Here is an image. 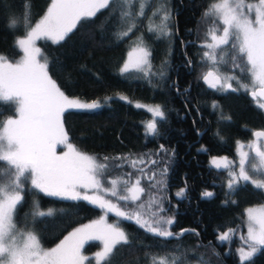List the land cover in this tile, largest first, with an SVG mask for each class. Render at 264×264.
Segmentation results:
<instances>
[{
	"label": "snow or ice",
	"instance_id": "6c2138e0",
	"mask_svg": "<svg viewBox=\"0 0 264 264\" xmlns=\"http://www.w3.org/2000/svg\"><path fill=\"white\" fill-rule=\"evenodd\" d=\"M151 2L50 0L44 14L34 23L31 4L26 2L25 11L9 19V30L23 32V35L16 36L13 44L22 52L19 59L10 60L0 54V101L14 109L13 116L0 121V264H93V261L94 264H114L117 253L125 248L134 251L136 245L122 221L134 222L146 234L162 238V254L145 252L150 264H193V257L195 264H210L204 253L196 255L200 246L211 248L212 255L219 258L220 253L211 247V242L205 246L198 241L197 247L182 243L186 234L199 237L196 229L172 230L176 223V205L171 204L167 193L174 149L161 144L146 162L147 154L100 158L70 142L65 129L66 113L98 111L113 99L132 101L123 94L92 101L70 97L50 74L53 61L37 44V41H50L60 45L80 26L93 23L105 10L107 15L97 27L107 31V25L115 19L112 35L117 42L123 41L139 29V21L145 17ZM147 19V32L156 39H169L174 35L173 12L168 0H159ZM200 23L208 25L200 45L207 49L201 57L207 71L197 79L219 94L243 90L264 110V0H212ZM197 34L199 36V29ZM151 58L152 50L141 33L119 68L120 75L126 80L143 79L157 86L158 79H166L169 62L165 59L160 68L154 70ZM191 65L189 60L188 66ZM172 86L180 92L177 82ZM135 107L146 108L152 114L153 118L145 123V135L162 137L161 127L168 123L162 106L136 102ZM211 107L220 111L221 121L231 122L218 102L213 101ZM216 135L224 142L219 131ZM252 135L255 139L248 144L236 141L238 161L227 156L210 158V167L227 176L225 204L236 203L228 198L249 183L255 189H264V179L254 178L264 176V130L253 131ZM58 146L66 150L58 152ZM198 151L207 149L201 147ZM126 166L133 171H124ZM186 188L185 183L175 196L186 199ZM41 193L63 200L86 201L104 214L74 228L55 246L45 247L35 225L38 218L51 216L54 210L39 211V201L34 198L33 210L18 219L26 196L36 197ZM201 195L214 197L212 191ZM109 214L117 219L109 222ZM246 216L247 234L241 236L244 246L237 249V254L240 264H254L255 256L264 249V205L247 208ZM234 234L235 230L229 228L217 239L227 242ZM170 240L177 243L168 249ZM89 241L102 245L91 257L83 251Z\"/></svg>",
	"mask_w": 264,
	"mask_h": 264
},
{
	"label": "trees",
	"instance_id": "16d2710c",
	"mask_svg": "<svg viewBox=\"0 0 264 264\" xmlns=\"http://www.w3.org/2000/svg\"><path fill=\"white\" fill-rule=\"evenodd\" d=\"M26 2L31 4L34 23L44 14L50 0H0V54L10 60L18 59L21 54L13 44L16 36L23 35V32L10 31L8 21L25 11ZM211 2L168 0L173 12L174 33L169 39L158 40L147 32V17L159 4V0H152L145 17L139 21V29L123 41L117 42L112 35L116 27L115 19L109 22L107 31L97 27L107 15L105 10L98 14L93 23L83 24L71 34L70 39L60 45H53L50 41H37V44L53 61L50 74L70 97L88 101L123 94L132 101L128 103L113 99L98 111L66 113L65 129L70 142L80 150L100 158H131L147 154L146 162L148 156L157 152L161 144L169 150L174 149V165L170 170L167 193L171 204L176 205V223L172 230L179 232L183 228H192L199 232V237L186 234L182 238L185 246L197 247L198 241L206 246L211 242V247L220 253L219 258L212 255L211 248L203 246L197 247L196 253H204L205 259H210V264H240L237 247L242 241L238 233L244 232L243 211L247 206L263 203L264 192L248 184L228 198L236 203H223L226 199L224 185L227 176L211 168L208 158L212 155L234 157L236 141H246L253 131L264 130V112L255 105L248 93L239 91L219 94L197 79L207 71L201 60L207 49L200 45L208 25L200 22ZM156 22H159L158 19ZM141 33L152 50L154 70L159 69L165 59L169 62L167 77L158 79L157 86L143 79L126 80L119 73L128 49ZM189 60L192 61L191 66H188ZM174 81L180 92L172 86ZM185 89H188L187 93ZM213 101L218 102L225 116L231 117V122L220 120V111H214L211 107ZM136 102L162 106L168 117V123L161 127L162 137L145 135L143 122L150 115L145 108L137 109ZM13 115L14 109L0 101V121ZM217 131L224 137V142L217 137ZM201 147L207 151H198ZM123 170L133 171L129 166ZM185 183L187 198H177L175 193ZM207 190L214 193L213 198L202 197L201 194ZM34 198L38 199L40 210H54L53 215L38 218L35 225L36 230L42 234L44 246L49 248L72 228L93 219L100 212L99 208L86 201L63 200L41 193L36 197L26 196L18 219L33 210ZM109 217L113 219L115 216L109 214ZM122 226L135 238V250L125 248L117 253L114 264H150L145 257L146 251L161 254L164 251L162 238L146 234L134 222L122 221ZM229 228L234 229L235 234L227 242L219 241L218 235ZM176 243V240L168 241V249ZM98 247L96 241L88 242L83 251L92 254ZM254 264H264V249L255 256Z\"/></svg>",
	"mask_w": 264,
	"mask_h": 264
},
{
	"label": "rangeland",
	"instance_id": "374dc122",
	"mask_svg": "<svg viewBox=\"0 0 264 264\" xmlns=\"http://www.w3.org/2000/svg\"><path fill=\"white\" fill-rule=\"evenodd\" d=\"M209 42H210V38H209ZM131 50V48L130 49H128V51L127 52H129ZM21 54H20V56H22V52H20ZM20 56H19V58H20ZM18 58V59H19ZM127 59V54H126V57H125V59H124V61ZM123 61V62H124ZM243 91V90H242ZM243 92H245V91H243ZM245 93H247V92H245ZM80 99H82V98H80ZM82 100H84V99H82ZM87 101V100H86ZM88 101H92V100H88ZM255 102V101H254ZM146 105H149V104H146ZM255 105L257 106V104H256V102H255ZM150 106H155L154 104H152V105H150ZM258 107V106H257ZM145 110H146V108H145ZM263 112H264V110H263ZM149 113V112H148ZM149 115H150V118L148 119V120H146V121H144L143 122V126H145V123L147 122V121H149V120H151L153 117H152V114L151 113H149ZM7 119V118H6ZM144 131H145V129H144ZM241 141V140H240ZM250 141H252L251 140V138H250V140H246V141H241V142H243L244 144H248ZM61 150H66V149H62V146H58V148H57V151L59 152V151H61ZM245 151H248V149L247 148H245ZM234 154H235V156L234 157H232V156H227V155H219V156H217V157H223V156H227L229 159H231V160H234V161H238V156H237V144L235 145V149H234ZM213 156H215V155H212V156H209V158H208V164H209V161H210V158L211 157H213ZM254 178H256V179H264V176H260V175H256ZM227 180V179H226ZM250 184V183H249ZM251 185V184H250ZM253 186V185H252ZM263 192H264V189H261ZM207 191H211V190H207ZM262 205H264V202L263 203H260V204H253V206H247L245 209H244V211H243V228H244V232H242V234H239L238 233V236H239V238L241 239V236H246V234H247V216H246V209L247 208H249V207H259V206H262ZM49 209H46V210H40L39 209V211H45V212H47ZM104 213H103V211L100 209V212H99V215L98 216H96V217H94L93 219H91V220H89V221H85V222H83V224H86V223H90L92 220H95V219H98L101 215H103ZM117 218L116 217H114L113 219H110V217L108 216V220H109V222H113V221H115ZM82 224H80V225H77L76 227H79V226H81ZM76 227H74V228H76ZM74 228H72V230L74 229ZM71 230V231H72ZM70 232V231H69ZM65 235H67V233L65 234ZM64 235V236H65ZM64 236H62V239H63V237ZM89 242H94V241H89ZM97 243H98V248L97 249H95V251L92 253V254H85V255H87V256H93L94 255V253L95 252H97V251H99L100 250V248L102 247V245H100V242H98V241H96ZM58 243V242H57ZM88 243V242H87ZM53 246H55V244L54 245H52V247ZM241 246H244V244H243V241H241V244L237 247V249L238 248H240ZM246 247V246H245ZM238 259H239V257H238ZM94 262V261H93Z\"/></svg>",
	"mask_w": 264,
	"mask_h": 264
},
{
	"label": "flooded vegetation",
	"instance_id": "af4514ba",
	"mask_svg": "<svg viewBox=\"0 0 264 264\" xmlns=\"http://www.w3.org/2000/svg\"><path fill=\"white\" fill-rule=\"evenodd\" d=\"M250 138H251V140H254V139H255V138L253 137V135H251V137H250ZM248 140H250V139H248Z\"/></svg>",
	"mask_w": 264,
	"mask_h": 264
},
{
	"label": "water",
	"instance_id": "95a60500",
	"mask_svg": "<svg viewBox=\"0 0 264 264\" xmlns=\"http://www.w3.org/2000/svg\"><path fill=\"white\" fill-rule=\"evenodd\" d=\"M202 81V83L204 84V82H203V80H201ZM205 85V84H204ZM183 229H189V228H183ZM190 229H192V228H190ZM181 230V229H180Z\"/></svg>",
	"mask_w": 264,
	"mask_h": 264
}]
</instances>
